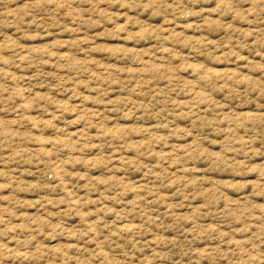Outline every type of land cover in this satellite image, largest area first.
Masks as SVG:
<instances>
[{
    "label": "rangeland",
    "instance_id": "rangeland-1",
    "mask_svg": "<svg viewBox=\"0 0 264 264\" xmlns=\"http://www.w3.org/2000/svg\"><path fill=\"white\" fill-rule=\"evenodd\" d=\"M0 264H264V0H0Z\"/></svg>",
    "mask_w": 264,
    "mask_h": 264
}]
</instances>
